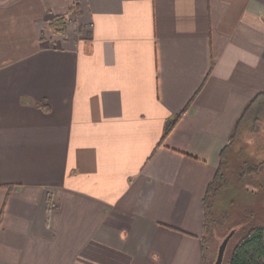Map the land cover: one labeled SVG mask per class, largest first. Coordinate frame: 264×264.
Segmentation results:
<instances>
[{
	"label": "crops",
	"instance_id": "0c3cea01",
	"mask_svg": "<svg viewBox=\"0 0 264 264\" xmlns=\"http://www.w3.org/2000/svg\"><path fill=\"white\" fill-rule=\"evenodd\" d=\"M260 91L264 0H0V264H201Z\"/></svg>",
	"mask_w": 264,
	"mask_h": 264
},
{
	"label": "rangeland",
	"instance_id": "374dc122",
	"mask_svg": "<svg viewBox=\"0 0 264 264\" xmlns=\"http://www.w3.org/2000/svg\"><path fill=\"white\" fill-rule=\"evenodd\" d=\"M258 128L252 131L250 125L243 126L228 154L225 172L228 184L221 188L213 201L214 217L219 222L213 226L207 253L208 264L213 263L218 244L229 233V229L237 228L238 231L230 238L221 264L228 263L231 248L243 228L264 224V114L258 122ZM257 162L262 163L257 173L244 174L239 179V173L245 170L242 169L244 166ZM224 213L226 216L222 217Z\"/></svg>",
	"mask_w": 264,
	"mask_h": 264
},
{
	"label": "trees",
	"instance_id": "16d2710c",
	"mask_svg": "<svg viewBox=\"0 0 264 264\" xmlns=\"http://www.w3.org/2000/svg\"><path fill=\"white\" fill-rule=\"evenodd\" d=\"M66 24V17L64 15H58L49 22V25L53 30L64 31ZM58 28V29H57ZM60 28V29H59ZM190 104L189 103L177 114L173 115L165 126V132L163 137L169 132L174 124L183 115ZM264 114V91L256 93L245 105L244 109L237 118L233 131L230 135L228 142L221 148L219 152V163L213 177L208 181L205 191L202 197V212H203V225L202 233L199 237L201 243L202 261L201 264H208V246L211 237L213 236V226L219 220L214 217L213 201L222 187L228 184L226 176L227 157L233 146L238 140L241 129L245 125H250L252 131H257L258 122L261 116ZM263 162V161H262ZM261 162L247 164L239 173V179L243 178L244 174H255L260 170ZM50 201H48L47 209L54 207ZM0 214V221H1ZM226 216V213L222 217ZM233 231L232 236L237 232V228L228 230ZM226 235V234H225ZM224 235V236H225ZM231 236V237H232ZM230 237V238H231ZM230 240V239H229ZM229 242V241H228ZM213 262V260H212ZM227 264H264V224H254L247 229H242L240 236L235 241L231 248L229 261Z\"/></svg>",
	"mask_w": 264,
	"mask_h": 264
},
{
	"label": "water",
	"instance_id": "95a60500",
	"mask_svg": "<svg viewBox=\"0 0 264 264\" xmlns=\"http://www.w3.org/2000/svg\"><path fill=\"white\" fill-rule=\"evenodd\" d=\"M232 234H233V231L229 232L225 237H223L221 242L218 244L217 252H216V255H215V258L212 264H221L225 249L227 247L228 241L230 237L232 236Z\"/></svg>",
	"mask_w": 264,
	"mask_h": 264
}]
</instances>
